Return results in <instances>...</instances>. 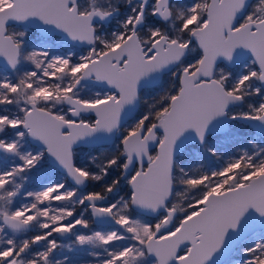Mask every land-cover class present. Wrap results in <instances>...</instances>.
I'll return each mask as SVG.
<instances>
[{
    "label": "snow or ice",
    "instance_id": "snow-or-ice-1",
    "mask_svg": "<svg viewBox=\"0 0 264 264\" xmlns=\"http://www.w3.org/2000/svg\"><path fill=\"white\" fill-rule=\"evenodd\" d=\"M233 252L264 264V0H0V264Z\"/></svg>",
    "mask_w": 264,
    "mask_h": 264
},
{
    "label": "rangeland",
    "instance_id": "rangeland-1",
    "mask_svg": "<svg viewBox=\"0 0 264 264\" xmlns=\"http://www.w3.org/2000/svg\"><path fill=\"white\" fill-rule=\"evenodd\" d=\"M36 34V33H35ZM35 35L33 36V40L36 39L34 38ZM86 153H81V156L85 155ZM62 243H68L69 241H61ZM70 255V254H69ZM227 261H231L233 262V264H239V260H240V255L238 252H233L232 254H230V256L227 257L226 259Z\"/></svg>",
    "mask_w": 264,
    "mask_h": 264
},
{
    "label": "flooded vegetation",
    "instance_id": "flooded-vegetation-1",
    "mask_svg": "<svg viewBox=\"0 0 264 264\" xmlns=\"http://www.w3.org/2000/svg\"><path fill=\"white\" fill-rule=\"evenodd\" d=\"M39 35H40V34H39V32L37 31L36 34H35V37H34V38L38 39V38H39ZM36 39H34V40H36Z\"/></svg>",
    "mask_w": 264,
    "mask_h": 264
},
{
    "label": "water",
    "instance_id": "water-1",
    "mask_svg": "<svg viewBox=\"0 0 264 264\" xmlns=\"http://www.w3.org/2000/svg\"><path fill=\"white\" fill-rule=\"evenodd\" d=\"M228 256H230V255H225V256L221 257L220 259L221 260H226Z\"/></svg>",
    "mask_w": 264,
    "mask_h": 264
}]
</instances>
